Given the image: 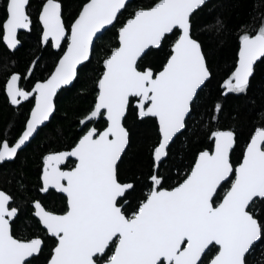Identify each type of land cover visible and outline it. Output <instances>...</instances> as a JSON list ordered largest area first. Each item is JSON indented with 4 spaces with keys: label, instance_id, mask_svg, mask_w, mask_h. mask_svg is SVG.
Instances as JSON below:
<instances>
[{
    "label": "snow or ice",
    "instance_id": "1",
    "mask_svg": "<svg viewBox=\"0 0 264 264\" xmlns=\"http://www.w3.org/2000/svg\"><path fill=\"white\" fill-rule=\"evenodd\" d=\"M28 2L4 0L3 38L9 49L19 44L18 30L30 29ZM204 5L205 0H155L150 7L137 8L119 27L117 45L102 62L94 106L79 120L86 131L70 150L43 156L40 191L54 188L66 197L61 209L48 210L40 201L33 202L34 215L55 243L47 264H202L210 246L218 248L210 264H247L246 255L264 238V216L256 210L257 200L264 202V127L255 129L237 165L231 158L234 131L217 129L209 134L212 145L200 150L173 184L166 187L159 173L170 144L187 130L192 105L211 76L202 44L192 35L191 18ZM126 7V0H83L66 25L59 0H45L39 13L41 40L57 49L66 42L67 47L54 70L37 80L31 91L19 85L20 74L7 79L12 105L30 97L35 103L16 142L0 145V161L14 158L49 120L58 89L78 76V65L90 60L95 40L106 26H114ZM222 26L217 19L212 27L220 31ZM174 30L179 35L160 68H142L148 51L162 47ZM261 58L264 19L258 26L241 25L238 58L223 82L225 94H246ZM37 63L32 62L29 75ZM133 104L140 118H155L159 139L153 145L147 190L129 207L121 200L135 185L121 181L119 162L130 143L124 120ZM221 110L217 103L212 121ZM100 117L103 128L87 126ZM68 158H74L73 166L64 169L61 165ZM11 201L0 191V264H31L44 239L14 236L11 221L18 210L9 207Z\"/></svg>",
    "mask_w": 264,
    "mask_h": 264
},
{
    "label": "trees",
    "instance_id": "2",
    "mask_svg": "<svg viewBox=\"0 0 264 264\" xmlns=\"http://www.w3.org/2000/svg\"><path fill=\"white\" fill-rule=\"evenodd\" d=\"M45 0H29L27 10L31 17L30 30L20 32V46L13 52L2 43V22L5 19V3L0 0V143L6 140L12 143L21 131L27 117L30 102L12 107L4 93V84L11 73L21 75L20 86L29 89L37 80L45 79L53 69L58 57L65 48L55 51L50 43L44 46L40 42L41 26L38 13ZM83 0H59L62 5L63 20L70 25L78 14ZM155 0H131L119 14V19L95 40L90 60L78 68L74 82L62 88L55 97V112L50 120L41 127L30 142L13 160L0 164V189L12 197L11 206L17 208V215L11 221V229L17 238H32L40 235L44 239L42 251L31 258V264H46L54 240L48 237L38 220L32 215L31 201L39 199L46 209H61L65 198L48 190L40 193L41 158L47 152L69 149L83 134L86 128H79V120L93 107L97 94V80L102 72V61L117 45V30L137 8L150 7ZM219 19L222 28L212 27ZM264 19V0H209L192 16V35L202 44L207 67L211 76L199 90L198 97L187 117V130L178 134L170 144L168 156L159 165V173L165 177V186L173 184L194 162L196 154L212 145L209 134L212 130L231 129L235 133L236 143L231 153L236 165L252 132L264 127V58L254 65V74L246 94H225L223 82L234 68L241 25L258 26ZM178 30L168 34L163 46L151 49L141 61V67L151 66L159 69L170 52L171 43L177 38ZM38 60L34 71L29 75L32 62ZM222 105L218 120L215 105ZM93 124L97 128L105 126L100 117ZM88 124L87 126L89 127ZM125 127L130 134V143L119 162V174L122 182L135 185L121 203L135 206L149 184L148 177L153 171L152 150L159 139L155 118L140 119L133 105L129 108ZM68 160L65 167H71ZM230 183V182H229ZM229 185H225L227 188ZM221 195L224 189H221ZM258 215L264 216V202L257 200ZM114 248V245L112 246ZM217 248L211 246L202 256V264H207ZM111 250L108 251V255ZM107 257H105L106 259ZM247 264H264V238L258 240L246 255ZM103 261H100V263Z\"/></svg>",
    "mask_w": 264,
    "mask_h": 264
},
{
    "label": "water",
    "instance_id": "3",
    "mask_svg": "<svg viewBox=\"0 0 264 264\" xmlns=\"http://www.w3.org/2000/svg\"><path fill=\"white\" fill-rule=\"evenodd\" d=\"M130 1H131V0H126V4H127L128 2H130ZM208 1H209V0H205V3L208 2ZM44 2H45V1H44ZM44 2H43V3H44ZM43 3H42V5H43ZM42 5H41V7H40V10H41V8H42ZM151 6H152V5H151ZM40 10H39V13H40ZM121 11H122V10H121ZM39 13H38V21H39ZM5 18H6V17H5ZM128 18H129V17H128ZM128 18H127V19H128ZM127 19H126V20H127ZM126 20H125V21H126ZM125 21H124V22H125ZM39 23H40V21H39ZM40 26H41L40 42H41V44L44 46L45 43H43L42 40H41V37H42V25H41V23H40ZM109 27H111V26H106L107 29H108ZM118 29H119V28H118ZM29 30H30V29H20V30H18L17 37H18V35H19L20 32H28ZM104 32H105V31H104ZM104 32H103V33H104ZM3 35H4V34H3V28H2V43L6 46V48H7L9 51L13 52V51L16 50L17 48H19V46H20V44H21V43H20V39H19V37H18L19 44H18V46L13 50V49H9V48L7 47V44H6V42L4 41ZM117 35H118V30H117ZM178 35H179V34H178ZM50 44H51V43H50ZM51 47H52L53 50L58 51V49H57V48H54V47L52 46V44H51ZM66 47H67V45H65V48H66ZM65 48H64V49H65ZM153 49H156V48H153ZM63 51H64V50H63ZM63 51H62V53L60 54V56L58 57L56 63L58 62L59 58L63 55ZM238 52H239V45H238V49H237L236 60H237V58H238ZM258 61H259V60H258ZM85 62H87V61H85ZM85 62H82V64H84ZM102 62H103V61H102ZM56 63H55V65H56ZM235 63H236V61H235ZM82 64H81V65H82ZM255 64H256V63H255ZM55 65H54L53 69L51 70V72L54 70ZM81 65H78V68H79ZM234 66H235V65H234ZM233 69H234V68H233ZM51 72H50V73H51ZM50 73H49V74H50ZM49 74H48V75H49ZM47 77H48V76H47ZM47 77H46V78H47ZM8 78H9V77H8ZM46 78H45V79H46ZM74 79H75V78H74ZM6 81H7V80H6ZM73 82H74V80H73L69 85L62 86L61 89L70 86ZM35 83H36V81L34 82V84H35ZM34 84L32 85V87L34 86ZM5 85H6V82H5ZM5 85H4V92H5V95L7 96V94H6V90H5ZM32 87H31L28 91H31ZM96 88H97V84H96ZM201 88H202V87H201ZM61 89H58L57 93H58ZM97 90H98V89H97ZM7 98H8V100H9V102H10V99H9L8 96H7ZM95 98H96V97H95ZM54 101H55V98H54ZM10 103H11V102H10ZM34 103H35V100H34V102H33V105H34ZM94 103H95V101H94ZM133 105H134V104H133ZM93 106H94V104H93ZM134 106H135V105H134ZM31 108H32V107H31ZM30 112H31V109H30V111H29L28 117H29V115H30ZM136 112H137V110H136ZM87 114H88V113H87ZM52 115H53V114H52ZM52 115L50 116V118L52 117ZM84 116H85V115H84ZM137 116H138V114H137ZM28 117H27V118H28ZM138 117H139V116H138ZM50 118H49V120H50ZM102 118H103V117H102ZM139 118H140V117H139ZM103 119H104V118H103ZM140 119H142V118H140ZM49 120H48V121H49ZM26 121H27V119H26ZM26 121H25V124H26ZM48 121H45L41 126L38 127V129H37V131L34 133L33 137L36 135V133L38 132V130H39L41 127H43ZM93 122H94V121H93ZM156 123H157V121H156ZM93 126H94L93 124H90V125H89V127H93ZM82 127H83V126H81V125L79 126V128H82ZM157 127H158V123H157ZM24 128H25V125H24ZM24 128L22 129V131L20 132V134H22V132L24 131ZM255 129H256V128H255ZM255 129H254V131L252 132L251 136L254 134ZM220 130H231V129H220ZM85 131H86V130H85ZM20 134H19V135H20ZM251 136L249 137L248 142L250 141ZM18 137H19V136H18ZM18 137L16 138V140L18 139ZM33 137H32V138H33ZM32 138H30V140H31ZM16 140H15L11 145H13V144L16 142ZM30 140H29L28 142H26V144H25L24 146H22L21 149H23V148H24V147L30 142ZM3 142H4V141H2L0 145H2ZM248 142H247V143H248ZM212 143H213V142H212ZM247 143H246V144H247ZM11 145H10V146H11ZM245 146H246V145H245ZM244 148H245V147H244ZM21 149H19L18 151H20ZM68 150H70V148H69V149H65V150H59V151H68ZM243 150H244V149H243ZM55 152H56V151H55ZM48 153H49V152L45 153L44 155H46V154H48ZM44 155H43V156H44ZM13 159H14V158L6 159V160H4V161H0V164L3 163V162L11 161V160H13ZM68 159H71V160L74 161V158H68ZM68 159H67V160H68ZM152 159H153V158H152ZM241 159H242V156H241ZM241 159H240V160H241ZM67 160H66V161H67ZM66 161H65V162H66ZM65 162L61 165V167H63V165L65 164ZM239 162H240V161H239ZM239 162H238V163H239ZM238 163H237V164H238ZM153 164H154V162H153ZM237 164H236V165H237ZM43 167H44V164H43V157H42V166H41V173H40L41 187L43 186V184H42V180H41V175H42ZM50 189H52V190H54V191L60 193L59 191H57V190L54 189V188H50ZM0 191H3V190L0 189ZM4 192H5V191H4ZM5 193H6V192H5ZM6 194H7V193H6ZM60 194H62V195L65 197V195H64L63 193H60ZM65 199H66V197H65ZM36 201H37V200H36ZM33 202H34V201H33ZM33 202H32V206H33ZM121 204H123V203H121ZM33 208H34V206H33ZM34 212H35V209H34V211H33V216L38 220V218L34 215ZM38 221H39V220H38ZM39 223H40V222H39ZM40 225H41V224H40ZM41 227L43 228L42 225H41ZM43 229H44V228H43ZM44 230H45V229H44ZM45 231H46V230H45ZM255 243H256V242H255ZM255 243H254V244H255ZM54 246H55V245H54ZM54 246H53V247H54ZM210 247H211V246H210ZM216 248H217V247H216ZM217 251H218V248H217ZM217 251H216V252H217ZM216 252H215V254H216ZM215 254L209 259V261L207 262V264H210V261H211V259L215 256ZM36 255H38V254H34V256H36ZM47 261H48V260H47ZM46 264H47V262H46ZM100 264H103V262H101Z\"/></svg>",
    "mask_w": 264,
    "mask_h": 264
},
{
    "label": "flooded vegetation",
    "instance_id": "4",
    "mask_svg": "<svg viewBox=\"0 0 264 264\" xmlns=\"http://www.w3.org/2000/svg\"><path fill=\"white\" fill-rule=\"evenodd\" d=\"M49 43H50V42H49ZM50 45H51V44H50ZM11 74H13V73H11ZM11 74H10V75H11ZM10 75H9V76H10ZM7 79H8V78H7ZM7 79H6V80H7ZM5 82H6V81H5ZM19 83H20V81H19ZM33 84H34V83H33ZM33 84H32V85H33ZM4 85H5V84H4ZM19 85H20V84H19ZM32 85L30 86V88L32 87ZM30 88H29V89H30ZM29 89H25V90H29ZM4 93H5V92H4ZM6 98H7V96H6ZM7 101H8V103H9L12 107H18V106H14V105H12V104L9 102L8 98H7ZM27 101H29V102L31 103V104H30V107H29V111H30L31 107L33 106L34 97H30ZM27 101H22L21 104L24 103V102H27ZM29 111H28V114H29ZM28 114H27V117H28ZM27 117H26V119H27ZM26 119H25V121H26ZM25 121H24V124H23L22 129L24 128ZM22 129H21V131H22ZM21 131H20V132H21ZM20 132H19V134H20ZM19 134H18V136H19ZM18 136H17V137H18ZM17 137H16V138H17ZM16 138H15V140H16ZM15 140H14V141H15ZM2 141H5V140H2ZM2 141H1V142H2ZM14 141H13V142H14ZM13 142H12V143H13ZM12 143H9V145H11ZM0 144H1V143H0ZM42 157H43V156H42ZM68 160H71V159H68ZM68 160H67V161H68ZM67 161H66V162H67ZM72 161H73V160H72ZM41 162H42V158H41ZM66 162H65V164H66ZM73 163H74V161H73ZM65 164L63 165L62 168H64V169L69 168V167H65ZM41 166H42V164H41ZM72 166H73V165H72ZM40 173H41V172H40ZM39 177H40V175H39ZM40 189H41V187H40ZM49 190H52V189H49ZM53 191H54V190H53ZM55 192H56V191H55ZM40 193H41V194H45L46 192H45V193H42V192L40 191ZM57 193H58V192H57ZM59 194H60V193H59ZM61 195H62V194H61ZM62 196H63V195H62ZM63 197H64V196H63ZM64 198H65V197H64ZM36 200H37V201H40L39 199H34V200L31 201V204H30L31 207H32V215H33V211H34V208H33V206H32V202H33V201H36ZM65 200H66V199H65ZM40 202H41V201H40ZM9 207H14V206L9 205ZM48 210H49V209H48ZM38 222H39V221H38ZM39 224H40V223H39Z\"/></svg>",
    "mask_w": 264,
    "mask_h": 264
}]
</instances>
